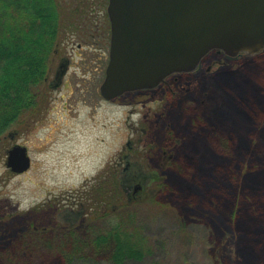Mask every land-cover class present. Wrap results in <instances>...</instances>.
Returning <instances> with one entry per match:
<instances>
[{"label": "trees", "instance_id": "1", "mask_svg": "<svg viewBox=\"0 0 264 264\" xmlns=\"http://www.w3.org/2000/svg\"><path fill=\"white\" fill-rule=\"evenodd\" d=\"M64 2L0 0L3 152L11 142L9 131L33 119L41 102L47 103V74L62 40L71 32L83 38L84 29L97 23L92 20L97 11L93 1L68 9ZM106 27L103 31L109 36L110 25ZM248 59L253 64L240 62L239 70L250 67L253 73H240L231 89L220 88L229 101L193 106L189 115L175 118V125L182 130L179 134L196 147H204L203 139L209 135L218 149L174 153L168 169L158 164L163 155L135 157L139 161L148 158L153 170L157 167L165 175L154 176V193L149 198L153 205L169 203L172 197L182 201L188 214L214 231L218 247L224 235L234 234L236 258L232 264H264V53ZM190 117L192 121L187 122ZM205 153H212L214 160L209 162ZM114 160L67 199L63 195L50 197L31 211L7 214L21 232L14 236L8 231L0 236V264H73L84 258L126 264L150 254L152 241L133 220L137 210L121 186L123 168ZM165 191L170 198L163 203L159 195ZM68 199L83 208L76 224L58 220L59 212L70 205ZM114 205L119 210L114 211ZM246 216L248 226L241 224ZM39 217L42 221H37Z\"/></svg>", "mask_w": 264, "mask_h": 264}, {"label": "rangeland", "instance_id": "2", "mask_svg": "<svg viewBox=\"0 0 264 264\" xmlns=\"http://www.w3.org/2000/svg\"><path fill=\"white\" fill-rule=\"evenodd\" d=\"M99 1L94 0L97 10L94 18L98 26L95 24L92 28L84 29L86 34H83V38L77 33H69L56 51L47 74L46 83L50 88L46 94L47 103L42 105L41 102L39 112L32 115L33 119L29 118L26 123L14 127L8 133L11 142L5 147V152L15 143L25 144L31 156V167L25 173H12L6 163L4 144H0V236L8 231L14 236L21 232L19 226L12 222L13 218L6 217L7 214L31 211L33 206L48 197L60 198L63 195L67 199L80 190L87 178L90 179L107 162L114 160L111 157L117 155L124 140L132 137L133 130L126 125L132 121H146L144 125L148 142L152 140L157 143V140H162L158 143L160 148L171 145L168 153L170 150L184 153L191 142L188 137L179 134L182 130L175 125V118L183 114L189 115L188 111L193 106L204 103L212 106L214 100L224 103L229 101L225 91L220 88L231 89L240 73L249 74L254 71L250 67L239 70V64H253L248 58L255 56L244 54L237 58V55L232 57L212 50L203 57L202 64L196 71L179 77L181 80L176 87L180 90H175V95L169 94L162 110H158L164 101L161 100L164 97L161 90L156 95H143L136 103L129 105L120 100L106 101L100 94V86L105 77L110 44V33L107 36L103 26L110 25V20L107 12L108 0L101 6ZM77 2L65 0L64 4L68 9L72 5L76 6ZM64 4L62 3L63 6ZM209 58L216 61L211 64ZM67 60L60 75L63 63ZM212 66L213 70L209 71ZM224 76L231 80H225ZM205 86L208 88H204ZM46 97L43 100L46 101ZM155 99L161 102L157 103ZM202 118L204 121L205 117ZM190 119L191 117L186 118V121H192ZM148 120L160 122V126L150 128ZM208 136L205 135L203 139L204 147H197V151L218 149L213 138ZM207 155L209 162L214 160L212 153ZM173 158L174 154H163V159L158 164L168 169L167 164ZM147 160L148 158L146 161H139L135 157L114 160V164L121 168L127 166L120 175L121 186L125 189L133 209L137 210L133 220L138 221L153 244L151 253L144 259L128 261L126 264H232L236 258L233 233L224 235L222 244L218 247L214 231L199 218L188 214L189 210L184 208L182 201L175 197L170 198L169 194V202L166 191L159 195L160 202H169L163 204L165 206L153 205L149 201L154 193V175L163 178L165 175L157 167L153 170V165ZM138 183L142 184L143 189L135 191L134 185ZM70 201L68 199L69 204L72 203ZM112 208L114 211L119 210L116 205ZM81 215L83 208L76 203L70 204L59 212L58 220L76 224ZM37 221L42 220L39 217ZM241 224L248 226L249 218L246 216ZM73 264L110 262L105 258H84L76 259Z\"/></svg>", "mask_w": 264, "mask_h": 264}, {"label": "water", "instance_id": "3", "mask_svg": "<svg viewBox=\"0 0 264 264\" xmlns=\"http://www.w3.org/2000/svg\"><path fill=\"white\" fill-rule=\"evenodd\" d=\"M107 9L110 53L100 86L106 100L197 70L212 49L230 56L264 51V0H109ZM7 152L12 172L31 166L26 145Z\"/></svg>", "mask_w": 264, "mask_h": 264}, {"label": "flooded vegetation", "instance_id": "4", "mask_svg": "<svg viewBox=\"0 0 264 264\" xmlns=\"http://www.w3.org/2000/svg\"><path fill=\"white\" fill-rule=\"evenodd\" d=\"M77 4H87L89 3V0H77ZM94 2V0H91ZM100 3L105 2V0H100ZM107 15V13H106ZM92 20H96V18H94V14H93V18ZM96 25L98 26V24L96 23ZM219 54L226 55L224 52H219ZM237 58H241L243 57L242 55H237L235 56ZM203 61V59H202ZM210 63L212 64L214 61H216V59H210L209 58ZM67 61H65L63 64V69L60 71V75L63 73L64 69H65V65H67ZM202 64V62H201ZM213 66L211 67V70H213ZM194 72V71H193ZM193 72H181V73H171L169 76H167L163 82L160 83L159 86L155 87V88H150L149 90H139V91H135V92H128V95H124L122 98L120 97L119 99H115L114 101L120 100L122 103L124 104H133L136 103V101L139 99V97L146 95L148 96L150 93H152L153 95H156L159 93V91H163L164 92V97L161 98V100L163 101V105L162 107L160 106L158 110H162L165 107V101H167L169 99V94H176L175 90H180V88L176 87V84H178L180 82L179 77H184V76H188L191 75V73ZM60 78V77H59ZM132 97V98H131ZM134 97V98H133ZM160 100V102H161ZM155 101L158 103L159 101L157 99H155ZM159 102V103H160ZM192 106V105H191ZM132 110V109H130ZM136 113V112H135ZM152 120V119H151ZM151 120H148V125L149 127H154V126H160V122H153ZM139 119L137 121H132L130 122V124H126L127 126H129V128L131 129V131L133 130V134L132 137L127 138L124 140V142L122 143V148H120V150H118L117 155H114L111 157V159H121V158H131V157H142V156H153V155H163V154H174V150H170V153H168V149L171 147V145L167 146L165 145L164 147H159L158 143L162 140H160L157 143H155V141L150 140L148 142V138L146 134V126L144 125L146 121L142 120L140 122H138ZM139 124V125H136ZM138 133V136H135ZM152 141V142H151ZM188 147L185 148L184 152H195L197 151V147L196 145H194L192 142L191 144L189 143L187 145ZM160 150V151H159ZM127 165L129 166V163H127ZM127 168V166L125 167ZM155 176V175H154ZM141 184V183H140ZM136 186V184L134 185ZM135 189V187H134Z\"/></svg>", "mask_w": 264, "mask_h": 264}]
</instances>
